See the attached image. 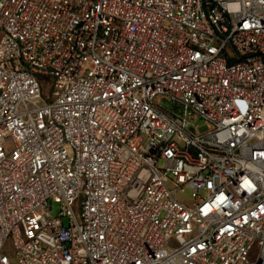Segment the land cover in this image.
Returning a JSON list of instances; mask_svg holds the SVG:
<instances>
[{"label":"built area","instance_id":"2783aa9c","mask_svg":"<svg viewBox=\"0 0 264 264\" xmlns=\"http://www.w3.org/2000/svg\"><path fill=\"white\" fill-rule=\"evenodd\" d=\"M0 264H264V0H0Z\"/></svg>","mask_w":264,"mask_h":264},{"label":"rangeland","instance_id":"374dc122","mask_svg":"<svg viewBox=\"0 0 264 264\" xmlns=\"http://www.w3.org/2000/svg\"><path fill=\"white\" fill-rule=\"evenodd\" d=\"M164 163L163 161H161V166H163ZM192 190L190 188H184L183 190H180L178 193H177V196H178V199L181 200V201H184L185 203L187 204H191L192 203ZM59 204H55L54 205V210L52 211V215L53 216H56L59 212Z\"/></svg>","mask_w":264,"mask_h":264}]
</instances>
